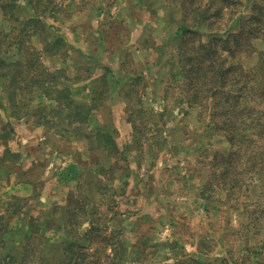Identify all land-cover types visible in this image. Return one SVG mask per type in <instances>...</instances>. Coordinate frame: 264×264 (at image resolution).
Here are the masks:
<instances>
[{
	"label": "rangeland",
	"instance_id": "rangeland-1",
	"mask_svg": "<svg viewBox=\"0 0 264 264\" xmlns=\"http://www.w3.org/2000/svg\"><path fill=\"white\" fill-rule=\"evenodd\" d=\"M186 21L201 33L184 38L189 49L175 36ZM256 26L225 51L236 84L215 104L196 97L191 43ZM0 50L57 72L77 102L103 91L78 123L48 94L29 102L32 75L15 100L0 81V264L9 223L10 236L33 230L27 264H264V170L248 171L264 168L251 161L263 148L224 158L246 145L227 133L262 132L264 0H0ZM235 160L237 180H222ZM211 182L216 193H204Z\"/></svg>",
	"mask_w": 264,
	"mask_h": 264
},
{
	"label": "trees",
	"instance_id": "trees-1",
	"mask_svg": "<svg viewBox=\"0 0 264 264\" xmlns=\"http://www.w3.org/2000/svg\"><path fill=\"white\" fill-rule=\"evenodd\" d=\"M228 1V0H224ZM260 7V6H259ZM223 7H219L216 11L217 14L221 12ZM262 9V8H260ZM209 18V14L207 15ZM259 19V16L253 14L250 18L248 19ZM244 19H246L244 17ZM247 19V21H248ZM211 22V21H210ZM241 22H243L241 20ZM244 23V22H243ZM252 28H257L259 29L260 26L256 27H248V28H242L240 31L237 32H228L230 33L228 36L225 34H218L215 37H212L209 41H206L204 44L201 42L197 47L194 46V43H191V48H195V54L190 55L188 53V59H193L196 58L197 60L195 61L194 65L192 66V71L195 72L196 77L195 81L193 82V90H194V95L197 97L200 95L203 97V94L207 93L212 99H213V104H215V101L217 102L218 100L221 101V98L219 96L221 93H225V88L228 86H234L236 82L239 80L235 70H237V61L233 59L231 65H227L226 59L228 56L225 53L227 50L229 53L232 52L235 54V43H231L230 37L234 39H238L241 34H243L246 30H251ZM189 33H192L194 35L200 36L201 33H199V29L197 28V21L195 23L191 22H183L179 25L177 30L175 31V36L179 38V47H187L189 49L188 45V40H184L185 37ZM227 33V34H228ZM201 37V36H200ZM187 42V43H185ZM238 42V41H237ZM236 42V44H237ZM50 43V48L54 49V52L56 55H62V47L65 44V41L62 37H53L49 41ZM231 43V44H230ZM235 45V46H234ZM188 51L186 49L179 50V55L181 54H186ZM228 53V54H229ZM4 55V51L0 50V81H4V88L7 90L8 88H11V92L8 93L9 97L12 96V98L15 100V97L17 94H20L22 90L24 91L26 87V81L24 80L26 77L32 75L33 79V90L31 91L30 94V100L29 102L33 103V100L36 97H44L45 94L50 97V99H53L56 101L59 105L58 108L60 109H70V116H73V119L71 121H75L78 123H85L88 122L91 118V115H93V111L95 109H98L99 105L98 103H95V101L98 100V97L103 94V91H97L94 93L92 98L89 101L86 102H77L73 97L71 93V88L66 85V79H59L58 73L57 72H51L48 70V68L43 67L39 61H34V63L37 65V67L41 70L40 73H32L29 71V68L32 71V67L29 65L25 59L20 60V61H8L7 58L2 57ZM186 56V55H185ZM11 60V59H10ZM210 60L209 63L207 61ZM25 61L26 64H20ZM18 64V65H17ZM264 71L263 67H259ZM48 73H53L54 77L52 79H49L47 77ZM19 80L21 82H24V86L19 84ZM27 82L29 81V78L26 79ZM107 80V74L103 73V75L100 77V81H106ZM48 84V85H46ZM260 89L259 91L264 93V80L260 83ZM8 91V90H7ZM100 93V94H99ZM208 96V97H209ZM24 97V96H23ZM209 97V98H210ZM264 99V97H262ZM23 99V98H22ZM91 101V102H90ZM17 103H14V105ZM26 104V103H25ZM209 104V101H208ZM54 109V108H53ZM216 112V111H214ZM43 116H48L47 113L42 112ZM255 120H263L261 117ZM225 121H221L220 123L223 126V123ZM227 122V121H226ZM220 123H217V125H220ZM230 128L235 129L236 127L234 126V123H229ZM258 126L260 129H262V132L256 131L254 135L249 136L246 134V132L242 133L240 132L237 134L238 131L233 130L231 133H227V137L231 138L232 143L235 145L238 144L239 142H242L246 144L244 147L240 146L241 148L233 147L232 151L225 155L224 158L227 159L228 161H231L236 155L241 156V154L253 156L257 151V149L263 148V153L257 152L256 156H254L251 161H259L262 159V162H264V120L262 123H258ZM99 134H103L105 138L107 139L108 143L112 148L116 146L114 137L112 134L108 132H99ZM255 136V137H254ZM236 139V140H235ZM243 163L239 162V160H235L229 164V168H225L224 170L220 171L218 175L222 178V180H225L224 178L232 177V182H235L237 179V173L241 169L240 165ZM240 167V168H239ZM264 170L263 167H256L255 169H248V171H255L259 172ZM219 177V176H218ZM231 187L236 186V184L230 185ZM213 189V193H216V190L214 189V183L211 182L208 185H205V191H211ZM19 208H16L12 210V214H16L18 212ZM0 217V221H1ZM93 228V226H91ZM13 231L10 223L7 225V230L4 231L3 233V244L4 247H6L7 243H11L9 240H12V243L10 244V248L7 251V257L9 259L5 262V264H11L10 259L14 258H20L22 259V263L27 264V259H29L28 254H27V248L31 244V236L33 230L30 231L26 230L23 233V236L21 237H16L14 234L13 236H10L8 233ZM91 232V229L88 231V233ZM19 241V246L20 249H18L17 245L14 243ZM13 244V245H12ZM73 245L69 244L67 247H72ZM22 247V248H21ZM16 248V249H15ZM4 263L3 259L0 258V263Z\"/></svg>",
	"mask_w": 264,
	"mask_h": 264
}]
</instances>
